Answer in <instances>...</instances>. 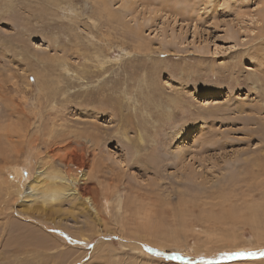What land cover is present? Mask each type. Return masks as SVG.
I'll return each mask as SVG.
<instances>
[{
    "label": "rangeland",
    "instance_id": "obj_1",
    "mask_svg": "<svg viewBox=\"0 0 264 264\" xmlns=\"http://www.w3.org/2000/svg\"><path fill=\"white\" fill-rule=\"evenodd\" d=\"M75 148L100 221L12 197L0 264L255 262L225 257L264 253V0H0V171Z\"/></svg>",
    "mask_w": 264,
    "mask_h": 264
},
{
    "label": "bare ground",
    "instance_id": "obj_2",
    "mask_svg": "<svg viewBox=\"0 0 264 264\" xmlns=\"http://www.w3.org/2000/svg\"><path fill=\"white\" fill-rule=\"evenodd\" d=\"M87 139H88V141L90 140L89 138H87ZM83 145L84 144L82 143V149H84ZM76 150H77V148L72 149L70 151V156H68L67 161H65V162L67 163V165L78 164L80 166L81 169H80V174L78 177L73 176L72 174H74V173L68 174L64 170H62V169L60 170V168H58L57 165H53V163L55 162L54 160H51V158H50L49 161H45L44 157H42L43 162L41 163V167L38 166L40 168V169L39 168L38 169L41 171L37 172L35 170L36 171V173L34 174L35 176L34 177L31 176L32 179H30V180H28L29 179L28 177H26L25 175L23 176V174H21L23 171L21 173L19 171H14V173H15L14 176L11 175V173H7V174L4 173V172H8V171H0L1 172L0 173V198H3L2 200H0V205L2 204V206H4V209H3V207L0 208V215L2 217L0 223L2 224V226H3V223L5 225L8 222V220L10 219V216H12V214H11L12 212H10L11 210H13V212H16V213H13L15 216H19V217L22 215L28 214L25 209L30 210L28 205L26 206L27 208L24 207L25 209L21 210L22 212L18 211L16 209H10L12 207V204H13V203H11L12 197H15V200H17L18 198L23 199V201L29 200L30 205H32V207H33L32 210L34 212L37 210V206L40 207L41 211L44 210L45 207L51 206V212H53V210H55L54 206L57 205V203H60L62 200H65L68 197H71V198H74L75 200L78 201L79 206H81V209L85 210L88 213V215L91 217V220L93 222L96 221L98 223L100 221L98 203H97V199L95 198L96 195H95V193L90 191V188L86 184V182H87V180H89V178H93V176L96 177L97 174L95 175L92 172V171H94L93 169L89 170V167H88L89 164H88L87 158H85L83 154H78V152ZM61 155H63V154H61ZM63 159H64V157H63ZM61 163H63V161H61ZM45 164H47V170L49 172L46 171ZM5 166H6V164H5ZM7 167L8 168L10 167V168H12V170H14V166L11 164H9ZM3 169H4V167H3ZM28 172L29 171L27 170L26 173L28 174ZM104 192L105 191H103V194H104ZM38 201L40 202L39 204H37ZM9 206H11V207H9ZM47 209H49V208H47ZM250 212H251L250 213L251 218L254 219L256 214L254 213V211H250ZM223 213H227V211L223 212ZM225 215H223L222 217H225ZM31 216H32V214H31ZM26 217L28 219L31 218L28 216H26ZM34 218L35 217H33V219ZM46 218H48V216ZM36 220L42 228H44L45 230H48V232L51 231L50 237L51 236L52 237L53 236L59 237L61 240H64L63 237H65V239L67 241H70L71 243L75 244L76 246L81 245V244H87L86 240H88L89 238H85L84 236H79V235H75V237L71 238V237L67 236V233L62 232V230L59 229L60 227H58L54 224L48 223L47 219L45 221L43 219H36ZM252 221H254V220H251V222ZM52 222L53 221H51V223ZM50 225L53 228L51 230H49ZM57 225H58V223H57ZM55 229H56V231H55ZM201 231H202V228H201ZM47 233L43 234L42 232H39L35 235H31L30 238H31L32 242L30 245H24V249L25 248L27 249V247H28V249L34 247L33 248L34 251L39 250V249H45L47 251H50V250L56 248L59 244L55 240L53 242H50V238H49ZM210 237H211V235H210ZM131 242L134 244L136 243L133 241H131ZM136 245L137 244H135V246ZM138 246H140V245L138 244ZM132 248H133V246H132ZM30 251H32V250H30ZM58 251H61V249ZM261 251L264 252V249ZM250 253H252V252H250ZM227 255H230V254H227ZM258 255L259 254L245 255V256H247V257L251 256V259H249V261L253 260V259L256 260L255 262H251L249 264H264V259H262V257L264 258V256L259 257ZM211 259H212V257L211 258L207 257L206 259H204V262H208V260H211ZM220 260H221V258L217 257L214 261H216V263L218 262V264H220L219 263ZM210 262H208V263H210ZM245 264H248V263L246 262Z\"/></svg>",
    "mask_w": 264,
    "mask_h": 264
},
{
    "label": "snow or ice",
    "instance_id": "obj_3",
    "mask_svg": "<svg viewBox=\"0 0 264 264\" xmlns=\"http://www.w3.org/2000/svg\"><path fill=\"white\" fill-rule=\"evenodd\" d=\"M245 255H255L254 253H243V252H239V253H232L230 255H227L225 258L226 259H232V258H235V257H243ZM262 256H264V253H261ZM173 258H179V257H173Z\"/></svg>",
    "mask_w": 264,
    "mask_h": 264
}]
</instances>
